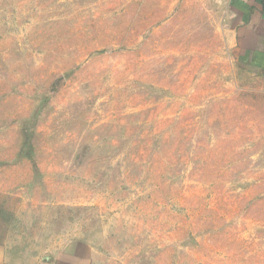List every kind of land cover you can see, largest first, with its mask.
Instances as JSON below:
<instances>
[{
	"label": "rangeland",
	"instance_id": "obj_1",
	"mask_svg": "<svg viewBox=\"0 0 264 264\" xmlns=\"http://www.w3.org/2000/svg\"><path fill=\"white\" fill-rule=\"evenodd\" d=\"M224 0H0V242L13 260L264 264V76Z\"/></svg>",
	"mask_w": 264,
	"mask_h": 264
},
{
	"label": "crops",
	"instance_id": "obj_2",
	"mask_svg": "<svg viewBox=\"0 0 264 264\" xmlns=\"http://www.w3.org/2000/svg\"><path fill=\"white\" fill-rule=\"evenodd\" d=\"M226 27L235 61L264 76V0H224ZM75 249L58 251L43 262L13 260L0 242V264H85ZM89 264V263H88Z\"/></svg>",
	"mask_w": 264,
	"mask_h": 264
}]
</instances>
